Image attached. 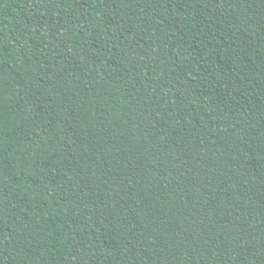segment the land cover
<instances>
[{
    "label": "trees",
    "instance_id": "1",
    "mask_svg": "<svg viewBox=\"0 0 264 264\" xmlns=\"http://www.w3.org/2000/svg\"><path fill=\"white\" fill-rule=\"evenodd\" d=\"M0 264H264V0H0Z\"/></svg>",
    "mask_w": 264,
    "mask_h": 264
}]
</instances>
